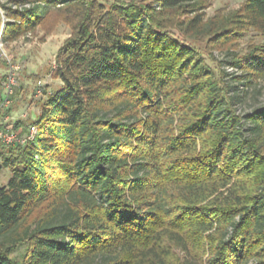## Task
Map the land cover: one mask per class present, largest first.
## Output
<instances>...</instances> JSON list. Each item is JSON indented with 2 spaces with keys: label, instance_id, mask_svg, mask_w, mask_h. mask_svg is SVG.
Wrapping results in <instances>:
<instances>
[{
  "label": "trees",
  "instance_id": "trees-1",
  "mask_svg": "<svg viewBox=\"0 0 264 264\" xmlns=\"http://www.w3.org/2000/svg\"><path fill=\"white\" fill-rule=\"evenodd\" d=\"M207 1L3 5L4 44L52 13L71 32L60 86L16 125L36 134L1 147L0 264H264V106L235 109L264 81V0L205 19ZM249 29L231 81L195 46Z\"/></svg>",
  "mask_w": 264,
  "mask_h": 264
},
{
  "label": "rangeland",
  "instance_id": "rangeland-1",
  "mask_svg": "<svg viewBox=\"0 0 264 264\" xmlns=\"http://www.w3.org/2000/svg\"><path fill=\"white\" fill-rule=\"evenodd\" d=\"M11 0H0V34L2 31V16L8 20L3 5L17 8ZM100 1H131V0H100ZM245 0H208L202 12L206 18L218 15H228L239 8ZM7 20L5 22H7ZM176 32V30H173ZM70 27L61 16L52 13L47 18V23L38 28L33 34L19 38L15 42L3 43L0 39V127L7 131L12 127L14 131L21 133L17 128V120H24L20 123H28L39 112V105L45 96L60 86L59 79L53 78V71L56 68L55 55L63 42L70 35ZM177 33V32H176ZM262 38L257 31L249 29L239 37L235 46L210 48L206 40L198 41L195 45L202 51L201 54L207 65L215 72L223 71L227 80L231 81L232 76L240 75L241 72L233 68L226 61H230L236 54L247 52L252 47L260 44ZM229 51V52H228ZM18 67L16 72V86L13 88L9 105H4L7 100V92L3 87L5 76L8 74L9 66ZM40 83L39 90L37 89ZM245 90L242 100L235 106L236 113L244 115L255 107L264 106V81L258 80L251 86L245 88L239 86V91ZM23 115L26 117L23 119ZM0 143V184L5 185L10 177L8 169L2 167V150L5 147Z\"/></svg>",
  "mask_w": 264,
  "mask_h": 264
},
{
  "label": "built area",
  "instance_id": "built-area-1",
  "mask_svg": "<svg viewBox=\"0 0 264 264\" xmlns=\"http://www.w3.org/2000/svg\"><path fill=\"white\" fill-rule=\"evenodd\" d=\"M2 16V31L5 25V17L1 14ZM8 21V20H7ZM2 31L0 34V39L2 36ZM18 70V67L15 65L9 66V72L4 78L3 82V87L5 88L7 92V100L5 101V106L9 105L10 97L12 96L13 93V88L16 86V72ZM40 83L37 86V89L39 90L40 88ZM2 107H0L1 109ZM26 115H23V118H25ZM8 130L5 131L3 128L0 127V143H3L6 146H14V145H23L25 144L28 140H30L35 134H36V129L35 127L31 126L25 133H20L18 131H14L12 127H8Z\"/></svg>",
  "mask_w": 264,
  "mask_h": 264
},
{
  "label": "crops",
  "instance_id": "crops-1",
  "mask_svg": "<svg viewBox=\"0 0 264 264\" xmlns=\"http://www.w3.org/2000/svg\"><path fill=\"white\" fill-rule=\"evenodd\" d=\"M59 84H60V82H59ZM34 118V117H33ZM24 119V118H23ZM21 121H24V120H17L16 122H21ZM17 124V123H16Z\"/></svg>",
  "mask_w": 264,
  "mask_h": 264
}]
</instances>
